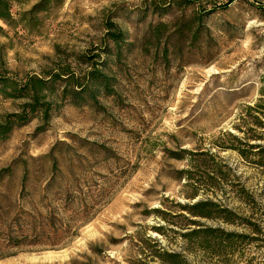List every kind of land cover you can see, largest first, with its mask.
<instances>
[{"label": "rangeland", "instance_id": "obj_1", "mask_svg": "<svg viewBox=\"0 0 264 264\" xmlns=\"http://www.w3.org/2000/svg\"><path fill=\"white\" fill-rule=\"evenodd\" d=\"M36 1L12 7L14 26L0 21V73L47 77L68 67L80 76L105 60L100 49L110 18L134 46L119 62L108 59L113 96L62 104L42 130L36 115L0 142V172L9 173L0 185V221L18 212L63 214L53 216L56 246L2 248L0 264H160L144 257L153 252L148 237L188 264H264V242L242 245L227 262L184 252L180 236L152 229L183 233L182 219L153 210L175 216L177 205L212 200L256 220L264 239V168L253 153L245 159L238 151L245 143L264 146V109H253L264 100V0H237L215 13L207 20L209 41L168 66L140 50L148 25L169 18L149 11L150 0H63L26 28L19 14ZM227 1L198 4L211 10ZM17 104L0 98V120Z\"/></svg>", "mask_w": 264, "mask_h": 264}, {"label": "trees", "instance_id": "obj_2", "mask_svg": "<svg viewBox=\"0 0 264 264\" xmlns=\"http://www.w3.org/2000/svg\"><path fill=\"white\" fill-rule=\"evenodd\" d=\"M30 1L0 0V21L6 26H14L16 20L12 14V7L24 6ZM235 1L237 0H228L223 5L205 10L199 7L198 0H150L147 6L149 11L160 17L167 15L169 18L166 22L161 21L148 25L141 40L140 50L151 55L153 60L160 55L165 66L169 65L172 58L181 60L183 53L195 50L200 40L209 41L210 29L207 26V20L217 12L227 11ZM62 3L63 0H37L29 10L19 14V22L23 23L26 28H33L37 23L35 19L37 14L58 8ZM112 19L105 22L104 44L100 49L105 60L90 64V69L80 76H76L68 67L60 72L50 73L47 77L26 75L19 79L10 76L7 72L0 73V98L20 101L15 112L3 116L0 120V142L5 141L13 130L28 124L36 115L40 117L39 130H42L62 104L80 105L89 101L95 105L97 103L96 94L101 93L107 97L114 95L116 84L114 78L107 74L110 70L108 59L119 62L123 51H131L134 43L128 40L126 33L114 24ZM99 55L85 56L86 59L82 61L84 65H88ZM261 93L264 94V92ZM260 102L253 109H264V100ZM233 140L236 141V138L233 137ZM243 145L246 149L238 150L240 156L246 159V153H253L258 157V160L254 162L255 165L264 168V146L248 143ZM255 149L258 151L252 152ZM7 172V170L0 172V185L9 176ZM26 181L27 176H24L22 182ZM53 182L54 179H51L47 183L46 190L52 186ZM177 208L179 214L175 216L159 209L153 210V213L182 219L184 223L178 226L185 232L181 233L162 226L152 229L161 236H164L166 232L180 236L184 243L182 247L184 252L199 250L205 255L218 257L228 262L229 257L233 256L237 248L242 245H258L264 242L256 220L240 218L220 203L205 200L190 205H177ZM59 213L53 216L63 215ZM53 216L50 212H45L44 215L38 212L34 215L18 212L12 218L0 221V249H13L19 246H56L59 235L54 230L52 221L59 222V220H55ZM201 220L245 226L250 233L247 235L227 232L220 228L206 226L200 222ZM144 243L148 249H153V252L144 256L150 258L151 261L157 259L160 264H188L185 255L181 252L165 250L156 239L148 237Z\"/></svg>", "mask_w": 264, "mask_h": 264}]
</instances>
